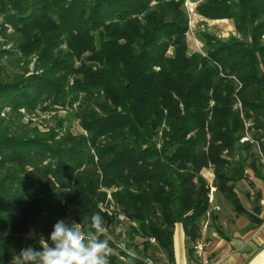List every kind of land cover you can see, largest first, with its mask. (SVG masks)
<instances>
[{"label": "trees", "instance_id": "trees-1", "mask_svg": "<svg viewBox=\"0 0 264 264\" xmlns=\"http://www.w3.org/2000/svg\"><path fill=\"white\" fill-rule=\"evenodd\" d=\"M185 1L0 0V61H24L13 76L0 63V264L33 247L31 231L47 242L57 220L86 235L96 212L105 226L124 215L144 255L154 239L172 262L175 225L193 244L211 187L250 215L235 184L246 168L262 177L264 0H190L207 20L232 21L236 34L199 32L202 51L192 53ZM57 110L68 116L58 130L10 125ZM245 124L253 143L240 142ZM243 150L249 164L236 159Z\"/></svg>", "mask_w": 264, "mask_h": 264}, {"label": "crops", "instance_id": "crops-1", "mask_svg": "<svg viewBox=\"0 0 264 264\" xmlns=\"http://www.w3.org/2000/svg\"><path fill=\"white\" fill-rule=\"evenodd\" d=\"M195 17L198 22L228 23L229 21L207 20L198 14ZM228 29L231 34H235L233 25ZM203 176L206 178L204 174ZM250 198L253 199L251 196ZM254 201L253 199V203L250 201L246 205L243 203L250 215H239L223 195L215 190L212 192L209 210L212 218L209 216L207 219L208 226L203 231V237L208 245L206 256L213 264H264V218L259 206L254 210ZM255 219L259 223H256ZM172 242L173 261L170 262L166 253L155 247V260L151 264H191L192 243L185 237L181 224L175 225Z\"/></svg>", "mask_w": 264, "mask_h": 264}, {"label": "rangeland", "instance_id": "rangeland-1", "mask_svg": "<svg viewBox=\"0 0 264 264\" xmlns=\"http://www.w3.org/2000/svg\"><path fill=\"white\" fill-rule=\"evenodd\" d=\"M186 1L189 3L192 2L190 0H186ZM192 5L193 6L191 7L194 9V15L193 16L188 15L189 31L187 33V40H188L190 53L192 51H196V52L202 51V43L198 41L196 33L207 32L212 35L219 36L221 38H227V36H231V35L235 36V34L234 33L231 34V32L228 29V27H231L233 25L232 21H228V23H220V21L218 23H212V22L207 23L206 21L204 22L196 21V17H195L196 16V12H195L196 3H193ZM0 63L4 66L3 72L5 75L13 76L14 74H17V72H19L20 70L19 66L23 65L24 61L19 59L18 56H14V57H9V58L7 57L3 58L0 61ZM32 67H33V61L28 65V68L30 70L32 69ZM67 117L68 116L66 115L65 111L57 110L56 112H51L46 115H41V114L30 115V116L24 115V118H20V119H17V116H15L14 121L10 125L13 124L12 127L15 128V131H16V127H18L19 129L27 130L26 132L30 133L32 128H38V130L41 131L42 133H47L49 130H56L58 127L57 126L58 122H60V119L62 120ZM4 118H6L7 120L8 118H10V116H6ZM28 122L31 124H28ZM64 124H65L64 126L65 129L69 128L71 129V131L77 132L76 123L72 124L71 121H67V123H64ZM70 124H72L71 127H70ZM238 156L240 158H246L247 164H249V162L252 159V157L249 156V152H246L244 150L236 152V159L238 158ZM202 172L206 176L207 181L209 182L213 181V173L211 169H205ZM245 175L247 177L244 178L243 181H240L235 184L236 186L235 190H236L237 195L241 199V201L246 205L250 201L251 203H253L252 202L253 199L250 198V190L254 188V186H256V182L258 179L255 177V175L252 173V171L249 168L245 169ZM222 204L224 203L222 202ZM100 209H101V212L106 214L107 208L101 205ZM122 222L123 223H121V221L114 222V221L108 220L107 222L108 227H107V224L105 226V234L107 235L108 238H110L113 241L112 244H115L114 249L108 248V252L115 255L118 258V260H120V262L124 264H126L127 262L124 260L123 257L120 256L121 255L120 252L122 251H125L131 256H135L136 258L145 260L146 262H148V264L153 263L155 258L150 260V258L152 257L149 254H151L153 251L156 250L155 249V247L157 246L156 243L155 244L151 243L152 247L148 250V255L147 256L144 255L143 254L144 239L140 235L133 233L130 229L132 226L136 227V224L130 223L128 219L127 221H122ZM28 238H29L28 240H30L33 247H35V245H38V244L41 246V244L45 242V239H43L41 236L35 234L32 231L28 234ZM154 256H155V253H154ZM142 257H144V259ZM17 258L15 259L14 264L20 263V261Z\"/></svg>", "mask_w": 264, "mask_h": 264}, {"label": "clouds", "instance_id": "clouds-1", "mask_svg": "<svg viewBox=\"0 0 264 264\" xmlns=\"http://www.w3.org/2000/svg\"><path fill=\"white\" fill-rule=\"evenodd\" d=\"M93 231L86 235L78 224L57 220L45 241L36 249L27 247L20 251V264H109L105 220L100 212L88 217Z\"/></svg>", "mask_w": 264, "mask_h": 264}, {"label": "built area", "instance_id": "built-area-1", "mask_svg": "<svg viewBox=\"0 0 264 264\" xmlns=\"http://www.w3.org/2000/svg\"><path fill=\"white\" fill-rule=\"evenodd\" d=\"M193 6L189 2H185V8L187 9L188 15L193 16L194 15V9L191 7ZM250 124H245L246 126V132L244 136L241 138L240 142H251L253 143V140H251V137L249 133L247 132V127ZM258 155H259V164L261 167V175L262 177L259 178L256 182V186L250 190V196L257 201V205L259 206L262 216L264 218V156L263 154L259 151V147L256 148ZM214 188H210V194H209V203L212 202V192L214 191ZM217 210V209H216ZM119 221H127V218H125L123 215H118L117 216ZM209 219V214L207 215L206 219L201 223V229H200V236L194 241L192 244V259H191V264H213V262L207 258L206 256V251H207V241L203 237V231L207 228L208 226V221ZM150 243L155 244L154 239L149 240Z\"/></svg>", "mask_w": 264, "mask_h": 264}]
</instances>
